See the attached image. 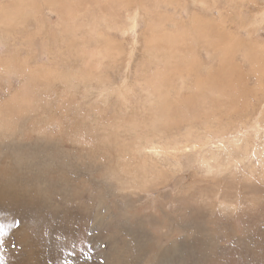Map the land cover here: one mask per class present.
Instances as JSON below:
<instances>
[{"label":"rangeland","instance_id":"obj_1","mask_svg":"<svg viewBox=\"0 0 264 264\" xmlns=\"http://www.w3.org/2000/svg\"><path fill=\"white\" fill-rule=\"evenodd\" d=\"M53 1L0 0L14 16L0 15V60L15 65L0 68V113L27 115L7 104L29 91L27 69L71 74L27 95L49 142L0 131V217L21 222L5 264H62L57 236L92 244L74 264H264V0Z\"/></svg>","mask_w":264,"mask_h":264},{"label":"bare ground","instance_id":"obj_2","mask_svg":"<svg viewBox=\"0 0 264 264\" xmlns=\"http://www.w3.org/2000/svg\"><path fill=\"white\" fill-rule=\"evenodd\" d=\"M47 1V0H46ZM58 2H59V0H57ZM64 1V0H63ZM124 1H126V0H94V2H93V4H94V6H96L97 8H101L102 7V5H103V3H110V4H117L116 5V7L117 6H121L123 3H124ZM131 1V0H130ZM135 1V0H134ZM166 1V0H165ZM53 2H55V0L53 1ZM70 2V1H69ZM159 2V1H158ZM162 2V1H161ZM164 2V1H163ZM72 3V2H71ZM128 3V2H127ZM129 3H132V2H129ZM59 4V3H58ZM126 4V3H125ZM53 5H55V4H53ZM136 5V4H135ZM223 5V4H222ZM61 6V5H60ZM109 6V5H108ZM113 6V5H112ZM119 6V7H120ZM122 6H124V5H122ZM127 6V5H126ZM128 6H130V5H128ZM157 6V5H156ZM55 7V6H54ZM53 7V8H54ZM59 7V6H58ZM73 7V6H72ZM96 8V9H97ZM118 8V7H117ZM126 8V7H125ZM139 8V7H138ZM37 9V8H36ZM35 9V10H36ZM112 10H113V8H111ZM134 9H136L135 7H134ZM61 10V9H60ZM26 11V10H25ZM25 11H23V12H25ZM37 11V10H36ZM52 11V10H51ZM58 11V10H57ZM120 11V10H119ZM187 11V10H186ZM22 12V13H23ZM67 12L69 13V11L67 10ZM67 12H66V10H63V11H60L59 12V15H61V18L63 17L62 15H64V16H66L67 17ZM99 11L97 10V13L96 14H98L99 15V13H98ZM129 12V11H128ZM21 13V14H22ZM31 13V12H30ZM36 13H38V12H36ZM118 13V12H117ZM10 14V13H9ZM9 14H7V12H6V10L3 8V7H0V15H3L4 17H8L9 16ZM27 14H28V12H27ZM7 15V16H6ZM11 15V14H10ZM25 15V14H24ZM86 15H88V14H86ZM113 15V14H112ZM193 15V14H192ZM2 16V17H3ZM103 16V14L101 15V17ZM136 16H137V14L136 13H133V12H129L128 13V17H130L131 18V20H132V24H134V23H136ZM9 17H11V16H9ZM8 17V18H9ZM14 17V16H13ZM13 17H11V18H9V20H11ZM22 17H23V15H22ZM104 17V16H103ZM112 17V16H111ZM126 17H127V15H126ZM0 18H1V16H0ZM65 18V17H64ZM63 18V20L62 21H66L65 19ZM105 18V17H104ZM115 18H116V16H115ZM114 18V19H115ZM208 18V17H207ZM3 19V18H2ZM48 19V18H47ZM99 19H102V18H99ZM109 19V18H108ZM113 19V18H112ZM111 19V20H112ZM250 19V18H249ZM1 20V19H0ZM12 20H14V18L12 19ZM37 20V19H36ZM35 20V21H36ZM103 20V19H102ZM101 20V21H102ZM105 20V19H104ZM103 20V21H104ZM81 21V20H80ZM95 21V20H94ZM99 21V20H98ZM113 21V20H112ZM193 21V20H192ZM196 21V18L194 17V22ZM44 22V21H43ZM100 22V21H99ZM114 22V21H113ZM262 22H263V20H262ZM74 23H76V22H74ZM118 23V22H117ZM264 23V22H263ZM115 24V23H114ZM6 25V22H5V24H4V26ZM69 25V24H68ZM84 25V24H83ZM86 25V24H85ZM103 25V24H102ZM108 25V24H107ZM76 26V25H75ZM74 27V26H73ZM72 27V28H73ZM135 27V26H134ZM198 27V26H197ZM62 28V27H61ZM76 28V27H75ZM63 29V28H62ZM192 29V28H191ZM74 30H76V29H74ZM133 30V29H132ZM156 31V30H155ZM4 33V32H3ZM67 33H68V31H67ZM72 33V32H71ZM75 33V32H74ZM176 33V32H175ZM174 34V33H173ZM191 34V33H190ZM4 35V34H3ZM102 35H104V34H102ZM237 35V34H236ZM156 36V35H155ZM161 37V36H160ZM177 39V38H176ZM231 42V41H230ZM221 44V43H220ZM169 45V44H168ZM182 45V44H181ZM211 46V45H210ZM226 46V45H225ZM237 46V45H236ZM214 47V46H213ZM216 47V46H215ZM227 47V46H226ZM229 47V46H228ZM231 48V47H230ZM229 48V50H231ZM249 48H250V46H249ZM251 48H253L252 46H251ZM250 48V49H251ZM234 49V48H233ZM232 49V50H233ZM253 49H255V46H254V48ZM259 49V48H258ZM258 49H257V53H256V55L257 54H259L258 53ZM81 50H83V49H81ZM179 50V49H178ZM212 51H213V53L217 50L216 48H212L211 49ZM221 52H220V54L224 57L225 55L223 54L224 52L221 50V49H219ZM238 50L239 49H237V52H238ZM248 50V49H247ZM252 50V49H251ZM251 50H249V51H251ZM234 51V50H233ZM242 51V50H241ZM248 51V52H249ZM253 51V50H252ZM247 52V51H246ZM254 52H255V50H254ZM253 52V53H254ZM217 53H219V52H217ZM235 53V52H234ZM7 54V53H6ZM208 54V53H207ZM220 54H218V55H220ZM215 55V54H214ZM238 55H239V53H238ZM248 55V54H247ZM246 54L244 55L245 57L247 56ZM8 56V55H7ZM10 56V55H9ZM249 56V55H248ZM174 58V57H173ZM187 58V57H186ZM194 59V58H193ZM215 59V58H214ZM246 59V58H245ZM248 60H249V58H247ZM227 60V59H226ZM190 61V60H189ZM235 61V60H234ZM256 61V60H255ZM224 63V62H223ZM223 63L221 62V65L220 66H222L223 65ZM8 65H9V61H8V59H2V60H0V68L1 69H4V68H7L8 67ZM237 65V64H236ZM18 66H20V63H19V65ZM227 66V65H226ZM9 67L11 68V67H15V65L14 64H11V65H9ZM21 67V66H20ZM51 67V66H50ZM53 67V66H52ZM41 68V67H40ZM43 68V67H42ZM33 69V68H32ZM35 69V68H34ZM212 69V68H211ZM8 70V69H7ZM59 70V69H58ZM165 70V69H164ZM210 70V69H209ZM226 70V69H225ZM4 71V70H3ZM36 71V70H35ZM259 71V70H258ZM26 72H29L28 73V75H27V80H30V81H32V84L30 85V83H29V85L28 86H24L25 88H26V90L28 89L29 91H25V92H23V93H18L17 92V94H15L14 96H12V99H11V101L10 102H8L7 104L8 105H21L22 106V104H25V109H24V113H26L27 115L25 116V117H23V118H21V119H18V118H15V117H12V119L11 118H9L10 119V121L8 120V118L7 117H9V113L12 111H10V110H7V111H5V112H1L0 113V127L2 128H0V131H1V133L2 134H5V135H3L4 137H6V138H9V136H10V133L9 132H12V131H18L19 133H22L24 130H26V132L27 131H29V130H31V131H37V133H39V132H41V135H37V137H36V139H37V142L38 141H41L40 142V144H31V143H26V142H24V143H22V145H24V149H28V147H34L35 145H37L38 147L40 146V145H42L44 142H49V140H46V137L43 135L42 136V129H41V131H38L40 128H39V126L37 125V124H35L36 122H37V119H40V118H42L41 116H37L34 112H33V110H38V108L40 107H36V108H31L32 106H31V104H32V102H33V100H32V98H30V96L28 97L27 95H28V93H30L31 94V92L32 91H30V90H32V88H33V91H34V89H36V87H37V84H36V82L38 83V82H41V83H43L46 87L47 86H50L51 87V85H53L54 86V83L55 82H60V83H64V81L65 80H68L69 79V76H70V81L68 82L69 84L71 83V74H69L68 75V72L67 71H64V72H58L56 69L55 70H50V71H46V72H44V73H36L37 75H39L38 77H34L32 74H31V69H30V71H29V69H27L26 71H25V73ZM171 72V71H170ZM72 73V72H71ZM224 73H225V71H224ZM223 73V74H224ZM227 74V73H226ZM254 75V74H253ZM211 76V75H210ZM255 76V75H254ZM72 77H74L73 75H72ZM212 77H214V75L212 76ZM259 78V77H258ZM257 78V79H258ZM73 79V78H72ZM242 82V81H241ZM39 84V83H38ZM162 84V83H161ZM42 85V84H41ZM41 85H40V87H41ZM185 85V84H184ZM235 85V84H234ZM43 86V85H42ZM181 86V85H180ZM202 86V85H201ZM238 86V85H237ZM158 87V86H157ZM169 87V86H168ZM167 87V88H168ZM183 87V86H182ZM216 88V87H215ZM158 89H159V87H158ZM184 90V89H183ZM231 90V89H230ZM179 91H181V90H179ZM236 91V90H235ZM36 92H37V90H36ZM35 92V93H36ZM44 92V91H43ZM163 92H165V91H163ZM170 92V91H169ZM232 92H233V90H232ZM25 93H26V95H25ZM33 93V95H32V97L35 95L34 94V92H32ZM162 93V92H161ZM178 94V93H177ZM198 94V93H197ZM64 96H66V95H64ZM41 97V96H40ZM164 97V96H163ZM52 98V97H51ZM186 98V97H185ZM98 99L99 100H102L101 99V96H99L98 97ZM165 99V98H164ZM224 99V98H223ZM124 101H125V98H124ZM166 101V100H165ZM59 102V101H58ZM101 102V101H100ZM159 102H162V101H159ZM172 102V101H171ZM34 103V102H33ZM221 103V102H220ZM158 105H160V106H162L161 104H159V103H157ZM163 104V103H162ZM169 104V103H168ZM174 104V103H173ZM183 104V103H182ZM6 105V104H5ZM7 105V106H8ZM35 105V104H34ZM164 105V104H163ZM38 106V105H37ZM57 106H58V104H57ZM56 106V104H54V105H52L51 106V108H53V111H52V113H50V114H48V117L49 118H56L55 116H57V115H55V111L56 110H58V108H59V106L57 107ZM165 107L166 106H168V105H164ZM186 106V105H185ZM5 107V106H4ZM35 107V106H34ZM159 108H161V107H159ZM3 109V108H2ZM5 110V109H4ZM65 110V109H64ZM160 110V109H159ZM166 113H170V111L169 110H165V108L163 109ZM44 112V111H43ZM65 112V111H64ZM68 112V111H67ZM16 113V112H15ZM165 113V114H166ZM60 114V113H59ZM171 114H173V113H171ZM41 115V114H40ZM12 116V115H11ZM16 116H17V113H16ZM99 116V115H98ZM21 117V116H20ZM44 117V116H43ZM48 117H46V118H48ZM13 118H15V119H13ZM43 119V118H42ZM159 119V118H158ZM48 120V119H47ZM46 120V121H47ZM50 120V119H49ZM48 120V121H49ZM56 120V119H55ZM81 120V119H80ZM28 121V122H27ZM43 121V120H42ZM53 121V120H52ZM60 121V120H59ZM93 121V120H92ZM109 121V120H108ZM107 121V122H108ZM19 122H21V124H19ZM30 122H32V123H30ZM62 122V121H61ZM27 123H29V126H27ZM46 123V122H45ZM49 123V122H48ZM47 124V123H46ZM60 124H62V123H60ZM40 125V124H39ZM125 125V124H124ZM260 125H261V123H260ZM42 125H40V127H41ZM64 126V125H63ZM252 126H255V131L258 129V118L256 117V119H255V122H253V124H252ZM38 127V129L37 130H35L36 128ZM114 130V129H113ZM67 131V130H66ZM70 131V130H69ZM119 131V130H118ZM30 132V131H29ZM72 132H75L73 129L71 130V133ZM254 132V131H253ZM70 133V132H69ZM106 133V132H105ZM188 133V132H187ZM79 134H81L80 132H79ZM142 134V133H141ZM66 135V134H65ZM68 135V134H67ZM161 135V134H160ZM71 136V135H70ZM187 136V135H186ZM190 136V135H189ZM113 137V136H112ZM118 138V137H117ZM187 139V138H186ZM20 140H22V139H20ZM56 141V140H55ZM18 142V141H17ZM17 142H13V141H10V142H8L7 144L9 145V147H10V150L11 149H13V145H16L17 144ZM53 142V141H52ZM118 142V141H117ZM145 142V141H144ZM50 144H52V143H50ZM59 144V143H58ZM148 144V143H147ZM174 144H176V143H173V145ZM168 145H169V143H168ZM115 146H117L116 144H115ZM120 146V145H119ZM182 146V145H181ZM14 147H16V146H14ZM47 147V146H46ZM52 147V146H51ZM54 147V146H53ZM147 147H149V146H147ZM176 148H172V147H169V146H167V145H163L162 147H157L156 145H152V143H151V146H150V148H152L153 149V151L154 152H156V150H157V152H165V153H167V154H176V153H178V151L181 149V148H179V147H177V145L175 146ZM45 148V147H44ZM56 148V147H55ZM57 148H60V147H57ZM17 149V148H16ZM130 149V148H129ZM21 150H23V149H21ZM93 150V149H92ZM184 150V149H183ZM14 151H19L18 153H20V149H17V150H14ZM130 151V150H129ZM118 152H122L123 153V150L121 151V149H120V151L118 150ZM149 152V151H148ZM152 151H150V153H151ZM186 152V151H185ZM262 152V151H261ZM146 153V152H145ZM144 153V154H145ZM124 154V153H123ZM130 154L133 156V158H135L136 159V161H137V157L134 155V154H136L133 150H131V152H130ZM141 154V153H140ZM184 154V153H183ZM228 154H229V152H228ZM253 154V153H252ZM256 154V153H255ZM125 155H126V153H125ZM143 155V154H142ZM14 156V155H13ZM15 156H17V155H15ZM104 156H105V154H104ZM124 156V155H123ZM128 156V155H127ZM130 156V155H129ZM128 156V157H129ZM255 156V155H254ZM263 156V155H262ZM20 157V156H19ZM41 157V155L40 154H38L37 155V159L38 158H40ZM0 158H1V156H0ZM21 158V157H20ZM125 158V157H124ZM131 158V160L133 159L132 157H130ZM148 158V157H147ZM150 158H152V157H150ZM250 158H251V156H250ZM120 159H121V157H120ZM126 159H128V158H126ZM19 161H20V159H18ZM39 160V159H38ZM41 160V159H40ZM122 160H123V157H122ZM151 160V159H150ZM203 160V159H202ZM3 161V160H2ZM134 160H132V162H133ZM149 161V160H148ZM204 162H205V160H203ZM202 161V162H203ZM252 162V161H251ZM18 163V162H17ZM72 163V162H71ZM123 163V162H122ZM124 164V163H123ZM122 164V165H123ZM126 164V163H125ZM136 164V163H135ZM137 164H139V162L137 161ZM157 164V163H156ZM218 164V163H217ZM118 165V164H117ZM132 165V164H131ZM159 165V164H158ZM121 166V165H120ZM135 166V165H134ZM133 166V167H134ZM151 166V165H150ZM208 166V165H207ZM221 166V165H220ZM253 166H255V165H253ZM126 167H127V165H126ZM130 167H127L126 169H129ZM123 169V168H122ZM135 169V168H134ZM133 169V170H134ZM213 169V168H212ZM90 170V169H89ZM125 170V169H124ZM132 170V169H131ZM130 170V171H131ZM106 171L107 170H105V173H106ZM120 171V170H119ZM120 172H122V170L120 171ZM126 172V171H125ZM132 172V171H131ZM130 172V173H131ZM134 172H136V171H134ZM134 172H133V174H134ZM142 172H144V171H142ZM141 172V173H142ZM209 172H211V171H209ZM254 172V171H253ZM122 173H124V172H122ZM126 174H128V173H126ZM132 174V173H131ZM140 174V173H139ZM148 174H150V173H148ZM144 175H145V177L146 176H148L147 175V172L145 171L144 172ZM255 175V174H254ZM108 176H109V178L110 179H115V180H119V178H117L116 177V175H115V173L113 172V171H110L109 173H108ZM141 176H142V174H141ZM105 177H107V176H105ZM126 177V176H125ZM136 177H137V174L136 175H129V176H127L126 177V180L127 181H129V180H133L134 182L136 181ZM143 177V176H142ZM252 177V176H251ZM104 179H106V178H104ZM233 179V178H232ZM105 181V180H104ZM232 180H230V182H231ZM109 182V181H108ZM149 182H151V181H149ZM147 183V182H146ZM145 183V184H146ZM150 184V183H149ZM120 184H118V186H119ZM107 186V185H106ZM123 186V185H122ZM149 186H148V183L146 184V185H143V187H139L140 189V191L141 192H151V188H148ZM108 188H109V186H108ZM136 188V187H135ZM137 189H138V187H137ZM153 191V190H152ZM138 196V195H137ZM155 196V195H154ZM228 196V195H227ZM148 198H150V197H148ZM142 199V198H141ZM221 199H223V198H221ZM223 201V200H222ZM221 201V202H222ZM233 207V206H232ZM226 208H223V210H225ZM226 212V211H225ZM227 212H228V210H227ZM224 216V215H223ZM176 220H180V219H176ZM181 222L183 221L182 219L180 220ZM139 232V231H138ZM143 234V233H142Z\"/></svg>","mask_w":264,"mask_h":264},{"label":"snow or ice","instance_id":"obj_3","mask_svg":"<svg viewBox=\"0 0 264 264\" xmlns=\"http://www.w3.org/2000/svg\"><path fill=\"white\" fill-rule=\"evenodd\" d=\"M20 220H13L12 218L0 217V253L5 250V240L9 237L10 233L20 227ZM87 236H91V232L86 233ZM16 248V245H12ZM56 248L63 252L62 264H74L73 258L78 254L81 259L92 261L94 255V248L88 239L84 236L73 238L72 236L65 241L64 237H56ZM0 264H5V256L0 255ZM51 264V262H49ZM99 264H104L103 259L99 261Z\"/></svg>","mask_w":264,"mask_h":264}]
</instances>
